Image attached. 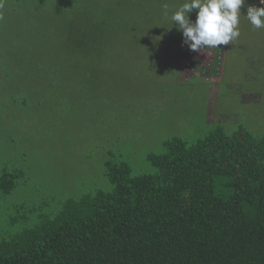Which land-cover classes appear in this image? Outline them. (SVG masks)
I'll return each instance as SVG.
<instances>
[{
    "label": "trees",
    "instance_id": "obj_1",
    "mask_svg": "<svg viewBox=\"0 0 264 264\" xmlns=\"http://www.w3.org/2000/svg\"><path fill=\"white\" fill-rule=\"evenodd\" d=\"M167 1L0 0V100L8 94L14 104L18 94L38 106L47 98L33 91L62 97L70 79L91 73L107 92L110 78L124 77L105 71L121 46L158 38L178 46L182 34L158 24ZM147 160L155 170L134 175L110 155L109 189L70 197L53 219L0 235V264H264V137L229 135L220 123L193 142L165 138ZM23 173L4 170L0 191L10 193Z\"/></svg>",
    "mask_w": 264,
    "mask_h": 264
},
{
    "label": "rangeland",
    "instance_id": "obj_2",
    "mask_svg": "<svg viewBox=\"0 0 264 264\" xmlns=\"http://www.w3.org/2000/svg\"><path fill=\"white\" fill-rule=\"evenodd\" d=\"M183 2H166L169 17ZM252 5L264 6L244 0L240 36L225 45L214 74L200 69L211 59L209 48L192 51L182 35L176 47L159 38L121 46L124 53L105 71L124 77L110 78L115 87L107 92H100L99 75L91 73L70 79L62 97L33 91L34 98H47L38 106L18 94L14 104L8 94L1 99L0 174L24 173L10 193L0 191V235L53 219L70 197L109 189L104 160L110 155L138 175L155 170L147 155L161 152L167 137L193 142L220 123L229 135L243 129L264 137V28H253L244 16ZM156 11L162 28L182 34L165 18L164 7ZM197 12L188 14L190 21Z\"/></svg>",
    "mask_w": 264,
    "mask_h": 264
},
{
    "label": "clouds",
    "instance_id": "obj_3",
    "mask_svg": "<svg viewBox=\"0 0 264 264\" xmlns=\"http://www.w3.org/2000/svg\"><path fill=\"white\" fill-rule=\"evenodd\" d=\"M264 5V0H259ZM244 0H184L176 9L171 10L164 5V16L175 23L177 30L182 32L183 43L195 52L206 48H219L221 45L232 44L240 36V8ZM198 10L194 22L190 21L189 13ZM255 29L264 28V6H248L244 15Z\"/></svg>",
    "mask_w": 264,
    "mask_h": 264
},
{
    "label": "built area",
    "instance_id": "obj_4",
    "mask_svg": "<svg viewBox=\"0 0 264 264\" xmlns=\"http://www.w3.org/2000/svg\"><path fill=\"white\" fill-rule=\"evenodd\" d=\"M225 45H221L219 49H216V48H209L210 52L212 53V56H211V59L210 61L208 62V64L204 67V69L202 70V73L203 74H209L212 73V69L213 67L215 66L214 64V58L216 57V61H220L222 62V59H223V49H224ZM214 53V54H213ZM217 64V63H216ZM206 67H208L209 69H207ZM220 65L218 64L216 68H219ZM208 70V71H207ZM207 71V72H206ZM216 72V71H215Z\"/></svg>",
    "mask_w": 264,
    "mask_h": 264
}]
</instances>
